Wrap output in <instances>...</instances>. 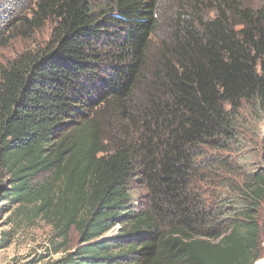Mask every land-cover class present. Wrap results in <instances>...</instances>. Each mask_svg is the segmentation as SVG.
Wrapping results in <instances>:
<instances>
[{
	"label": "trees",
	"instance_id": "16d2710c",
	"mask_svg": "<svg viewBox=\"0 0 264 264\" xmlns=\"http://www.w3.org/2000/svg\"><path fill=\"white\" fill-rule=\"evenodd\" d=\"M171 1L0 0L1 48L50 30L0 59V173L63 240L53 264L263 256L264 166L239 158L264 120V4Z\"/></svg>",
	"mask_w": 264,
	"mask_h": 264
},
{
	"label": "rangeland",
	"instance_id": "374dc122",
	"mask_svg": "<svg viewBox=\"0 0 264 264\" xmlns=\"http://www.w3.org/2000/svg\"><path fill=\"white\" fill-rule=\"evenodd\" d=\"M248 1L255 6L264 4V0ZM167 3L171 6L173 1L167 0ZM49 31L47 27L31 40H18L7 47H0V59H12L17 52L27 48L32 49L34 46L46 42L49 38ZM244 116L245 114L242 113V117ZM258 117V115H255V120L247 124L248 130L241 143V145H244V150H242L239 158L240 162L245 161L244 163L250 165L248 168L252 169L257 166H264L260 160L262 154L260 143L264 142V120L258 123ZM258 128L260 131H258ZM232 157L235 159V154H232ZM8 187V176L0 173V240L2 242L8 238L10 239L8 246L0 248V264H53L67 250L62 249L60 252L54 253L55 247L63 240L55 235V229L51 222L39 217V215L37 216L32 206L22 207L19 204L8 202L7 197L3 196ZM203 189L207 191L208 196L213 191L216 193L220 190L219 187L215 188L211 185H205ZM141 193L143 192H137L134 195L136 200L142 199L144 194ZM6 203L9 204V207L6 206ZM12 212L15 214L12 215ZM118 228V226H115L95 239H109L118 233ZM70 237L66 248L73 250L78 246L80 237L76 231H72ZM261 240L260 252L263 256L256 262L257 264H264V206L261 210Z\"/></svg>",
	"mask_w": 264,
	"mask_h": 264
},
{
	"label": "built area",
	"instance_id": "2783aa9c",
	"mask_svg": "<svg viewBox=\"0 0 264 264\" xmlns=\"http://www.w3.org/2000/svg\"><path fill=\"white\" fill-rule=\"evenodd\" d=\"M256 262H257V261H256ZM256 262H255V264H257Z\"/></svg>",
	"mask_w": 264,
	"mask_h": 264
}]
</instances>
